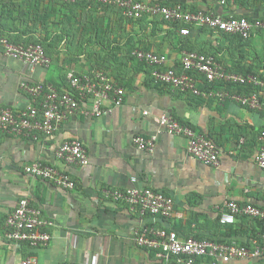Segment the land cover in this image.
I'll use <instances>...</instances> for the list:
<instances>
[{
    "label": "crops",
    "instance_id": "obj_1",
    "mask_svg": "<svg viewBox=\"0 0 264 264\" xmlns=\"http://www.w3.org/2000/svg\"><path fill=\"white\" fill-rule=\"evenodd\" d=\"M142 1L264 21V0ZM179 29L160 17L129 20L116 7L82 1L0 0V38L20 45L40 43L50 61L47 67H31L7 56L0 45V111L21 110L32 103L20 88L25 81L70 92L66 76L71 71L82 75L102 70L124 92L121 106L97 118L78 113L51 135L0 132V264H19L26 257H34L37 264H163L156 250L137 245L136 235L145 228L182 238L250 243L254 220L240 218L226 225L219 218L228 201L264 209V172L255 163L264 146V113L161 84L152 77L153 68L139 62L133 51L139 47L164 55L166 63L160 69L180 73L182 49L219 44L218 60L224 67L263 73L264 32L246 38L248 46L241 50L233 40L205 34L202 28L189 27L188 36H181ZM202 79H197L200 91ZM259 92L264 98V90ZM164 114L211 138L219 150V166L203 165L188 154L183 136L165 133L158 121ZM137 136L154 138L152 150L139 149L133 143ZM69 140L82 144L86 166L56 158L58 147ZM33 162L68 175L75 187L61 189L27 175L24 166ZM131 187L169 196L171 217L141 214L138 207L115 202L104 193ZM27 197L30 207L53 223L45 229L51 237L47 246L30 248L3 237L8 215ZM196 263L264 264V258L229 263L199 258Z\"/></svg>",
    "mask_w": 264,
    "mask_h": 264
},
{
    "label": "built area",
    "instance_id": "obj_2",
    "mask_svg": "<svg viewBox=\"0 0 264 264\" xmlns=\"http://www.w3.org/2000/svg\"><path fill=\"white\" fill-rule=\"evenodd\" d=\"M66 2L85 1L105 7H116L128 19H139L143 16L160 17L171 22L184 23L187 26L179 30L180 35L188 36L189 27H207L215 32L239 35L246 39L256 29H264V21L246 18H228L203 11L191 12L180 6L173 8L158 3H146L142 0H64ZM221 4L225 0H220ZM0 45L7 56L22 60L31 67H47L49 58L41 45L30 44L18 46L0 40ZM133 56L141 63L153 68L151 74L155 81L168 85L175 90L191 93L203 98H215L218 101L230 100L253 111L264 113V98L260 92L252 94H231L228 90L200 91L197 79L207 82L223 81L228 84H250L264 90V77L243 76L227 71L223 65L211 57L197 53L183 52L180 59V73L174 69H160L166 63V57L142 48H136ZM70 92H58L51 86L33 82H22L20 88L31 97V104L21 110L3 109L0 111V132L14 135H33L35 131L51 135L66 119L84 112L92 117L102 116L109 108L119 107L123 103V90L112 82L106 73L93 71L90 74L78 75L73 71L66 76ZM86 107V108H85ZM147 115V112H144ZM163 131L168 135L183 136L187 143V152L200 163L209 167L220 164L219 150L214 141L203 133L177 122L171 115H161L158 119ZM154 138L147 140L137 136L133 143L142 150L151 151ZM57 159L65 163L86 166L89 163L87 154L78 140L63 142L56 150ZM255 163L264 172V146L255 155ZM24 172L34 178L51 181L61 189H73L75 183L71 178L56 170L33 162L24 166ZM135 182V179H133ZM107 197L115 202H124L138 207L141 214L149 213L163 218L171 217L172 199L152 188L131 187L123 191L105 189ZM237 217H248L260 221L264 227V209L253 204H238L234 201L225 203L219 221L231 225ZM53 223L41 218L40 212L31 208L29 199L22 198L8 215L5 221L3 237L30 248L47 246L50 235L46 228ZM137 245L157 251L163 264H197L196 259L210 258L213 262L229 263L231 260H255L264 258V234L252 242V247L237 246L234 243L224 244L197 240L193 237H179L175 232H164L143 229L136 235ZM19 264H37L34 257H26ZM61 264H77L63 262ZM79 264H98L86 262Z\"/></svg>",
    "mask_w": 264,
    "mask_h": 264
},
{
    "label": "trees",
    "instance_id": "obj_3",
    "mask_svg": "<svg viewBox=\"0 0 264 264\" xmlns=\"http://www.w3.org/2000/svg\"><path fill=\"white\" fill-rule=\"evenodd\" d=\"M8 2H14L16 0H6ZM88 5H91V6H99L100 5H96V4H93V3H89V2H85V1H82ZM152 4V3H151ZM161 6H165L163 4H159ZM111 7V6H110ZM113 7V6H112ZM169 7V6H167ZM170 8H173V7H170ZM183 10H188L184 7H181ZM188 11H191V10H188ZM191 12H197V11H191ZM216 15V14H214ZM157 17V16H156ZM125 19H128L124 16ZM148 16H143L139 19H129V20H142V19H147ZM162 21L167 24V25H170L171 28H173V30H176L178 28H182V27H186L187 25L184 24V23H180V22H171V21H166V20H163ZM192 27V26H190ZM199 28H202V31L205 33V34H211V35H215L217 37H221V39H231L233 40L234 43L237 44V46H239V49H243V48H246L248 46V42L246 39H243L242 37H240L239 35H230V34H225V33H221V32H215L213 30H210L208 29L207 27H199ZM179 29V30H180ZM178 30V31H179ZM260 32H264V29H256L254 30L250 37L252 35L257 34V33H260ZM180 34V33H179ZM182 36V35H181ZM1 39H6L8 42L12 43L11 41H9L6 37H1ZM188 41V40H187ZM219 42V41H218ZM191 43V42H190ZM14 45H18V46H28L30 44H27V45H20V44H15V43H12ZM31 44H34V45H41L40 43H31ZM189 44V43H188ZM42 46V45H41ZM200 46V45H199ZM216 46V47H215ZM212 43L211 46H208V48L206 47H197V46H194V45H191L190 47H186V49H182L183 51L185 52H189V53H197V54H200V55H204L206 57H211L215 62L221 64V62L218 60V53H219V50L221 47H218L219 44L215 45ZM43 47V46H42ZM197 47V48H195ZM44 49V47H43ZM241 49V50H242ZM144 50V49H143ZM45 51V50H44ZM146 51V50H145ZM243 52V51H242ZM242 52H240V54H242ZM46 54V53H45ZM240 58H237V59H240L241 61V57L242 55H239ZM134 58V57H133ZM135 59V58H134ZM136 60V59H135ZM143 64V63H142ZM240 64V63H239ZM145 65V64H144ZM222 65V64H221ZM147 66V65H145ZM227 71L229 72H232V73H235V74H240V75H243V76H254L258 79H263L264 77V72L263 73H257V72H254L251 68L247 67V68H235L234 70H230L228 69L227 67H224ZM102 71V70H100ZM104 72V71H102ZM106 73V72H104ZM107 74V73H106ZM109 77V75H107ZM110 78V77H109ZM201 79V78H199ZM202 83L204 85L203 87V90L202 91H214V90H228L231 94H252L253 92H259L261 91L262 89L260 87H257V86H253V85H250V84H228V83H225L223 81H214V82H207L205 79H202ZM118 85V84H117ZM119 86V85H118ZM120 87V86H119ZM71 91V90H70ZM263 91V90H262ZM246 219V220H254L255 222V228L253 229V232H254V235L252 237V239L250 240V243L249 244H242V245H238L236 243L237 246H243V247H247V248H251V245H252V242L254 240H259V236L264 234V227L262 225V223L256 219H250L248 217H237V220L239 219ZM236 220V221H237ZM216 243H228V244H231L233 242H228V241H219V242H216ZM210 259V258H209Z\"/></svg>",
    "mask_w": 264,
    "mask_h": 264
}]
</instances>
